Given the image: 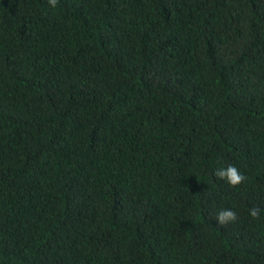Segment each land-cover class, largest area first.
Wrapping results in <instances>:
<instances>
[{
  "label": "trees",
  "instance_id": "obj_1",
  "mask_svg": "<svg viewBox=\"0 0 264 264\" xmlns=\"http://www.w3.org/2000/svg\"><path fill=\"white\" fill-rule=\"evenodd\" d=\"M0 264H264V0H0Z\"/></svg>",
  "mask_w": 264,
  "mask_h": 264
},
{
  "label": "clouds",
  "instance_id": "obj_2",
  "mask_svg": "<svg viewBox=\"0 0 264 264\" xmlns=\"http://www.w3.org/2000/svg\"><path fill=\"white\" fill-rule=\"evenodd\" d=\"M50 6L55 7L57 4V0H48ZM214 175L221 179L225 180L230 186L235 187L244 182L247 177L239 171L234 165H228L226 168H220L214 172ZM261 213V209L259 207L253 206L249 209V215L258 219ZM217 224L226 225L229 223H234L238 219V215L235 211L230 209H222L220 210L214 217Z\"/></svg>",
  "mask_w": 264,
  "mask_h": 264
}]
</instances>
